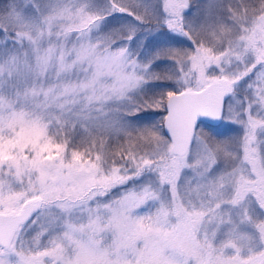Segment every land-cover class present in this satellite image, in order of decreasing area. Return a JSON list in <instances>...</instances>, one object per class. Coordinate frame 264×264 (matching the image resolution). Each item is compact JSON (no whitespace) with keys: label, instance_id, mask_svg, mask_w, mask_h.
Segmentation results:
<instances>
[{"label":"snow or ice","instance_id":"6c2138e0","mask_svg":"<svg viewBox=\"0 0 264 264\" xmlns=\"http://www.w3.org/2000/svg\"><path fill=\"white\" fill-rule=\"evenodd\" d=\"M0 264H264V0H0Z\"/></svg>","mask_w":264,"mask_h":264},{"label":"rangeland","instance_id":"374dc122","mask_svg":"<svg viewBox=\"0 0 264 264\" xmlns=\"http://www.w3.org/2000/svg\"><path fill=\"white\" fill-rule=\"evenodd\" d=\"M167 65H162L161 69H159V71H163L164 68H166ZM159 83H167V81H160ZM157 91H159L157 89ZM142 116L145 117L146 120H160L161 119V115L156 111V110H148L147 113H141Z\"/></svg>","mask_w":264,"mask_h":264},{"label":"trees","instance_id":"16d2710c","mask_svg":"<svg viewBox=\"0 0 264 264\" xmlns=\"http://www.w3.org/2000/svg\"><path fill=\"white\" fill-rule=\"evenodd\" d=\"M158 71H159V69H158ZM160 71H161V70H160ZM158 90L160 91V90H163V89H158Z\"/></svg>","mask_w":264,"mask_h":264}]
</instances>
